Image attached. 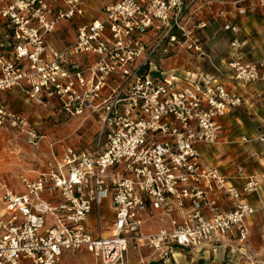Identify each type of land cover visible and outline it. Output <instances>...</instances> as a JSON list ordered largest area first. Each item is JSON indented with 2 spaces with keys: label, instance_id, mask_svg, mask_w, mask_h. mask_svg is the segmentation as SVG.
<instances>
[{
  "label": "built area",
  "instance_id": "built-area-1",
  "mask_svg": "<svg viewBox=\"0 0 264 264\" xmlns=\"http://www.w3.org/2000/svg\"><path fill=\"white\" fill-rule=\"evenodd\" d=\"M193 6L113 0L58 50L49 35L60 22L85 18V0H0V93L23 88L55 102L56 114L97 125L93 152L65 145L35 179L0 183V264H60L83 251L98 264H128L130 251L142 248L197 255L230 237L248 240L246 221L258 210L246 197L262 181L239 165L244 184L230 183L204 162L202 148L219 142L222 120L244 105L242 90L264 81V59L249 60L240 29L228 23L229 52L217 74L168 75L157 63L163 56L203 55L197 31L207 25L196 22ZM7 126L39 146L28 119L0 99V128ZM242 142L264 147V123ZM156 213L167 224L147 233Z\"/></svg>",
  "mask_w": 264,
  "mask_h": 264
},
{
  "label": "rangeland",
  "instance_id": "rangeland-1",
  "mask_svg": "<svg viewBox=\"0 0 264 264\" xmlns=\"http://www.w3.org/2000/svg\"><path fill=\"white\" fill-rule=\"evenodd\" d=\"M106 3L108 0H92L90 12L85 21H91L100 16V11ZM205 4V0L194 4L197 23H199L200 17L197 16L198 10L202 9L201 7ZM252 14H257V11L252 12ZM254 22L258 24L256 18L249 23L239 19L237 24L241 28L242 26L253 28L252 23ZM223 24L211 19L206 28L197 31V36L200 38L201 44L204 45L203 55L186 50L172 52L157 61L160 68L166 71L168 75H182L188 72L217 74L216 68L219 67L222 59L227 58L232 38L229 32L223 30ZM75 28L74 23L62 22L63 42L68 43L76 39ZM207 29L215 30L218 35L210 37L202 35L201 32ZM243 31L245 33L244 29ZM256 31L254 30V33L249 34V36L241 35L239 38H252V47L248 46L245 51L246 57L249 60L260 61L264 59V29L261 33H255ZM257 44L260 46L256 48ZM11 91L13 90L0 95L1 101L11 111L25 116L38 135L44 139L40 142V146L33 147L28 144L25 135L20 130L11 129L9 126L0 128V183L5 181L8 185L17 187V177L22 172L37 169L39 167L38 158L47 155L50 145H55L58 150L61 145L62 147L67 145L89 152L96 149L97 125L93 120L52 114L45 102L29 100L30 103H26V94L22 91H19V94L13 91L12 96L10 94L5 95ZM247 92L246 103L229 118L230 137L228 143L221 147L219 152L217 151L216 157H212L210 160L212 164L222 167L221 169L226 173L239 164L245 168L248 174L264 175V151L262 147L254 143L248 145L238 142L242 136L256 134L261 127L264 119V81L248 87ZM260 94L262 95L260 96ZM237 117L241 119V124L236 121ZM43 170L41 168V172ZM262 195L264 200V187ZM1 196L0 188V212L3 209ZM254 199L255 204L259 205L255 215L257 223H252V226L249 227L250 234L245 243L240 244L236 237H230L227 239V243L231 246L223 247L214 252L215 254L213 250L217 245L203 250V252L211 251L210 255L203 252L196 255L188 252V250L178 249V252L183 253L182 256L178 254L173 256L169 252H165L167 255L162 254L161 256L148 248H142L140 251H130L128 264H149L157 261H163L165 264H264V205L258 204L257 196ZM105 205L107 206V204ZM162 226V223H158V225L155 223L148 228L147 232L157 233L164 228ZM60 264L98 263L90 255L76 252L66 254Z\"/></svg>",
  "mask_w": 264,
  "mask_h": 264
},
{
  "label": "crops",
  "instance_id": "crops-1",
  "mask_svg": "<svg viewBox=\"0 0 264 264\" xmlns=\"http://www.w3.org/2000/svg\"><path fill=\"white\" fill-rule=\"evenodd\" d=\"M200 1L202 2V0H194V4L196 5ZM85 2H86V11H87V14H86L85 18L71 21V23H74L75 26H76V28L74 30L75 31V35H76V29H77V27L80 24L85 23V22H90V21H85V20H86L87 16L89 15L90 3L92 2V0H85ZM112 2H113V0H108V3L104 4L103 7L111 4ZM205 3L206 4L201 7L202 9L198 10L197 16H200L199 19H198L199 22H203L206 25H208L209 20L215 19V20H217V21H219L221 23H224L223 24V30L225 32H228L226 30V25L228 23L235 24L240 29V36L241 35L242 36L243 35L244 36H249V34L254 33V30H257L255 33H259V32L261 33V31L264 29V0H205ZM254 11H257V14L253 15L252 12H254ZM255 18L257 19L258 24L255 23V22L252 23L253 28H251V27L247 28V27H244V26H242V28H241L237 24V21L239 19H241L243 22L249 23L251 20L253 21ZM254 27H255V29H254ZM243 29L245 30V33H243L244 32ZM201 33H202V35L207 36V37L215 36L217 34L216 31L213 30V29L203 30ZM251 39L252 38H250V37H247L245 39L244 38L241 39V41L244 43V54H245V56H246V52L245 51H246L247 47L248 46L252 47V40ZM75 40L74 41L73 40L69 41L68 43H65V42L62 41V22H60L57 25V27L54 30V32L52 34H50L49 37H48L49 44L52 47H54L55 49H58V50H62V47L67 46V45H69L71 43H74ZM259 46L260 45L257 44L256 48L259 47ZM203 49H204V45H203ZM221 62H222V60H221ZM220 65H221V63H220ZM188 73H197V72H188ZM205 74L213 75V74H208V73H205ZM13 91H16L18 94H19V91L24 92L26 94V99H27L25 101L26 103H30L29 100L38 101V100L31 99L28 96V93L26 92V90H24L23 88H18L17 87V88H14ZM13 91H11L9 93H5V95L10 94L12 96V92ZM247 93H248L247 89L242 90V94L244 96V104L246 103ZM3 94H4V92L0 93V95H3ZM261 95L262 94H260V96ZM45 103L47 104L48 108L52 111V114H56L55 113L56 112V109H55L56 108V103L53 102V101H49L48 103L47 102H45ZM237 110L233 111L230 115H228L227 117H225L222 120V124H223L224 130H223V133H222V135H221V137L219 139V142L217 144L213 145V146H210V147H203L202 148V156H203V160H204V162L206 164L219 169L222 174H224L225 176L228 177L230 183H232V184H234V185H236L238 187H241L244 184V179L240 175H238L237 172H236V167L239 166V164L235 165L233 169H231L228 173H226V172H224L221 169L222 167H220L219 165L212 164L211 160H210L212 157H216L217 151L219 152L221 147H223L224 145H226L228 143L229 137H230V130H229V126H228V122L230 121L229 118ZM236 121L238 123H240V124L242 122L239 117L236 118ZM263 123H264V119L262 120L261 127H260L259 131L256 134H254L252 136H242V137H240L238 142L243 144V142H242L243 138H246V137L247 138H254V137L258 136L260 131L262 130ZM30 126L32 127L33 125H30ZM42 139H44V137L43 138L41 137V141L40 142H42ZM254 144H257L260 147H262V149L264 151V147L262 145H260L258 143H254ZM248 145H250V144H248ZM39 146H40V144H39ZM61 154H62V145H61L59 150L57 149V147H55V145H50V149H49V152L47 153V155H45L43 158H38L39 167L37 169H33V170H30V171L22 172L21 174H26L30 179H35L37 177L38 173L41 171V168H44V165H45L46 161L52 155L60 156ZM222 163H224V162H222ZM240 166H242V165H240ZM245 172H246V170H245ZM246 175H248V176L256 175L262 181L261 190L258 193H254V194H251V195L246 197V200L258 210V206L259 205L255 204L254 197L255 196L258 197V199H259L258 204L260 203V204L264 205V200H263V197H262L263 196L262 195V190H263V187H264V175H259L257 173L248 174L247 172H246ZM252 195H255V196H252ZM222 205H223V207L226 210H231V208H232L227 199L224 200ZM255 215L252 216L251 218H249L246 221V223L248 224L249 227L252 226L251 225L252 223H257ZM152 223H154V224L157 223V225H158V223H162L163 224L162 227H165L166 224H167V220L165 218L161 217L160 214L156 213L154 216H152L151 218L147 219L146 224H145L146 232L148 231L149 227H152V225H154ZM147 233H149V232H147ZM227 242H228L227 240L223 241L222 244L219 245L220 247H218V248L216 247L215 251L213 250V253L219 251L223 247L231 246V245H228ZM226 243H227V245H226ZM210 252L207 251V252H203V253L210 255L209 254ZM80 253L86 254V255H90L92 257V255L87 253V252L83 251V252H80ZM176 254H178L180 256L183 255L182 252H178V251H177Z\"/></svg>",
  "mask_w": 264,
  "mask_h": 264
},
{
  "label": "trees",
  "instance_id": "trees-1",
  "mask_svg": "<svg viewBox=\"0 0 264 264\" xmlns=\"http://www.w3.org/2000/svg\"><path fill=\"white\" fill-rule=\"evenodd\" d=\"M149 264H165L163 261L151 262Z\"/></svg>",
  "mask_w": 264,
  "mask_h": 264
}]
</instances>
